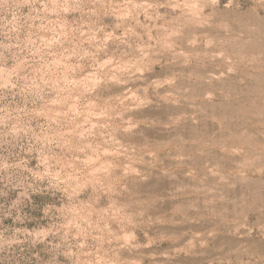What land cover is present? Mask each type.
Here are the masks:
<instances>
[{"label":"clouds","instance_id":"clouds-1","mask_svg":"<svg viewBox=\"0 0 264 264\" xmlns=\"http://www.w3.org/2000/svg\"><path fill=\"white\" fill-rule=\"evenodd\" d=\"M262 12L264 0H0V264H180L190 241L138 194L136 113L209 32L236 17L264 29ZM234 235L249 253L238 264H264V221Z\"/></svg>","mask_w":264,"mask_h":264},{"label":"rangeland","instance_id":"rangeland-1","mask_svg":"<svg viewBox=\"0 0 264 264\" xmlns=\"http://www.w3.org/2000/svg\"><path fill=\"white\" fill-rule=\"evenodd\" d=\"M227 27L193 47L190 63L174 61L175 83L136 113L137 172L147 176L138 194L147 216L163 215L190 241L180 264H238L249 255L238 226L264 221V29L242 17Z\"/></svg>","mask_w":264,"mask_h":264}]
</instances>
